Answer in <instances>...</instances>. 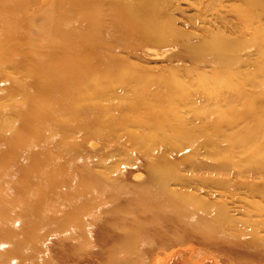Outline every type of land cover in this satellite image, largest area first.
<instances>
[{
	"label": "bare ground",
	"instance_id": "bare-ground-1",
	"mask_svg": "<svg viewBox=\"0 0 264 264\" xmlns=\"http://www.w3.org/2000/svg\"><path fill=\"white\" fill-rule=\"evenodd\" d=\"M36 1L0 0V77L7 80L8 101L2 107L4 112L0 111V200L6 201V211L0 213V264H55L59 257L72 253V249L83 253L95 251L105 257L107 264H138L131 259L139 261L133 253L142 252L140 247H169L184 240L185 233L205 243L228 241H219L208 233V229L231 226L220 203L208 204L192 195L182 198L170 193L172 199L164 195V176L176 172L181 162L155 163L152 166L154 178L151 177L156 182L155 188L126 195L108 187L99 178L83 185L90 176V161L72 150L89 137L86 120L94 123L95 131L100 133L99 124L103 123L107 130L102 132L109 135L125 120L140 123L149 118L156 131L125 135L137 146L146 148L145 151L158 136L160 141L175 148L182 145L195 148L200 144L213 147L214 137L227 135L225 127L241 124V130L233 129L231 135L233 132L236 133L233 137L242 135L239 142L248 149L253 148L250 159L263 162L264 147L257 143L264 133V108L259 104L263 97L248 95L242 109L228 107L220 111L219 108L216 117L208 118L205 126L198 127H186L178 109L179 103L189 98L187 88L192 80L200 96L217 94L219 88H224L235 92L239 98L244 87L253 80L262 90L263 82L256 81L264 72V27L261 24L252 27V24L264 11V0H243L242 5L233 10L239 27L237 36L228 37L220 31L204 28L200 38L188 44L195 60L209 63L211 68L209 72L197 66L185 68L191 81L178 79L170 68L165 82L171 94H175V101L171 94L152 97L147 93L160 75L126 66L111 55L113 49L107 45L105 35H101L102 0H48L41 12L43 24L33 39L23 27L28 23L25 14ZM162 7L165 6L156 0H113L109 36L122 40L132 52L137 46H149V51L163 49L165 54L171 48L170 41L176 31ZM250 27L253 30L247 37L244 30ZM38 39L45 41L43 45L36 44ZM249 43L255 48V61L249 72L253 73L252 80L247 78L249 73L245 68L242 69L248 64L241 51ZM18 45L27 47V56L22 62ZM21 66L29 77L25 83L1 71L4 67ZM113 79L134 91V96L126 102H109ZM261 93L264 96V89ZM12 95L20 98L15 100ZM124 106H128L132 115L116 118L114 111L120 112ZM197 107L204 109L197 110V115L208 114L202 105ZM165 129L172 133L166 136ZM75 131L80 133L79 138L64 140ZM59 151L62 156L55 159ZM57 168L63 173L57 172ZM76 169L82 174H75ZM20 172L26 177L18 176ZM153 179L152 184H155ZM37 185L41 188L29 190ZM66 187L67 192L60 191ZM258 187L250 188L249 192L264 202V188ZM24 189L29 190V197L22 202L19 194L26 192ZM53 197L64 199L62 205L43 206ZM68 206L76 208L71 215L66 214ZM107 209L110 212L103 215ZM198 216L202 218L200 221H197ZM73 217H80L77 218L81 226L79 233L67 226L75 219ZM115 248L122 249L123 256H114Z\"/></svg>",
	"mask_w": 264,
	"mask_h": 264
},
{
	"label": "rangeland",
	"instance_id": "rangeland-1",
	"mask_svg": "<svg viewBox=\"0 0 264 264\" xmlns=\"http://www.w3.org/2000/svg\"><path fill=\"white\" fill-rule=\"evenodd\" d=\"M47 1L48 0H37L29 7L25 14L28 23L23 29H25V32L33 37V39L36 38L38 27L43 24L41 12L45 9ZM112 1L113 0H102L101 7V14L104 19L101 27V35L102 37L105 35L104 38L107 45L113 49L111 50V55L123 62L126 66L131 65V67L135 69L146 71L147 74L152 73L153 75H160L158 82L152 85L147 93L151 94L152 97L156 94L163 95L162 97H164L172 93L169 88L166 87L165 82L171 73V69L174 70L175 77L181 80L185 78L188 81H191L192 77L191 75H186L185 68L197 66L199 69L205 70L206 72L210 71L211 67L209 63L197 62L195 60L192 52L189 51L188 44L198 40L201 34H203L204 28L220 31L228 37L237 36L239 27L234 18L233 10L241 6L243 0H156L162 6H165L162 7V9H164L171 18L172 27L176 31L175 35H173L174 38L172 37L170 41L171 48L168 49L165 54L162 52L163 49H152L149 51V46H137L135 51L132 52L126 48L122 40L110 37L108 34V25L112 14V9L110 8V3H112ZM257 24H261L264 27V11L258 15L252 27ZM252 27L244 30L247 37H249V32ZM44 42L43 39H38L36 44L43 45ZM17 52H19L18 57L21 59V62L24 61L27 56V47L18 45ZM241 56L248 64L243 66L242 69L245 68L246 73L251 72L252 68L250 65L255 61L254 45L249 43L243 48ZM1 71H5L7 75L22 83L29 81V77L22 66L15 68L4 67ZM252 77L253 73L247 75L249 80H252ZM260 80L263 82L262 90L253 80V82L244 87L243 94L241 96L239 95V98L236 97L235 92L224 88H219L217 94H215V92L202 96L197 95L198 88L197 85L194 84L195 80H192L193 82L188 85L191 88L187 86L189 98L183 103H179L180 109H178L181 116L185 119V126H205L208 118L216 117V112L218 115V111L216 110L219 108L220 111L227 110L228 107L242 109L248 95H256L260 98L263 97L259 104L260 106L263 104L262 108H264V96L261 93L264 89V72L260 74L256 82L258 83ZM115 84L117 85L115 86ZM110 87V94L112 95H110L111 99L109 102L111 103L126 102V99H131L135 94V92L131 91L129 88L122 87L115 79L112 80ZM6 89L7 80L5 77H0V111L2 112H4L2 107L8 103ZM12 96L15 100L20 98L19 95ZM171 99L174 101L176 100L174 93L171 94ZM215 104H217V106ZM201 105L205 107L208 114L204 113L201 116L197 115V110H204L197 107ZM114 112L117 115L116 118L123 114L129 117L132 115L129 114L131 110L128 109V106H124L122 111H120L121 113L117 111ZM212 114H214V116ZM8 116L11 119L13 118L12 115ZM203 117L205 118L203 119ZM147 122L149 123L147 124ZM150 122L149 118H145L140 123H133L125 120V122L123 121L118 125L120 127L123 124V127L121 126V128H119L116 126L111 134L104 135L102 131L107 129L104 128L105 125L103 123L99 124L102 126L100 127L102 130L101 133L98 131L97 133L94 123L86 120V129L89 137L82 140L77 148H74L76 150H72L79 152V154L82 155L81 157L84 156L90 161V169L88 170L90 176H88V181L84 182L83 185L92 180L98 181L97 179L99 178L101 182H104L108 187L116 190L119 189V191H123L126 195H130V193L140 192L144 189L155 188L156 182H154L152 171V166L155 163L161 160L181 162L176 172L173 171L168 173L167 176H164L165 178H163L162 182V185H164L166 189V194L164 195H168L169 199H172L170 197L171 195L175 197L178 195L182 198L187 195H192L194 198L208 204L220 203L225 209L231 226L228 225L221 230L208 229V233L212 234L213 237H218L219 241H221V239H229L224 243H205L196 239L192 234L185 233L184 236L180 233L179 235L184 236V240H181V242L171 244L169 247L165 248L155 245L152 247H140L142 252H138L137 254L133 253V257H137L139 261L133 258L131 261H135L138 264H264V202L260 197L253 194L251 195L249 192L250 188L258 187V185L260 188H264V160L262 162L250 159L253 148L248 149L239 142V138L242 135L233 137V134H236L235 132L231 135L232 131L241 130L239 129L241 128V124L234 128L225 127V133L227 135L223 137H214L213 139L215 141L213 140V143L215 146L213 147H206L200 144L195 148L183 145L180 146V148H175L168 142L160 141L158 136L150 146V149L145 151L146 148L140 145L137 146L135 141L125 137V135L129 132L140 135L143 134V132L156 131L152 122ZM143 124L147 125L144 126ZM209 129V131H211L212 127H209ZM171 133L172 130H164L166 136ZM241 133L242 132H240V134ZM79 134L80 133L76 131L72 132L65 137L64 140L79 138ZM257 141L259 145L264 147V133L261 134V138ZM60 152L61 151L54 155L55 159L62 156ZM216 153L218 155H216ZM220 165H222L221 167L223 168H221ZM212 167L215 168L213 169ZM55 170L57 172L62 171L61 173H63L61 168ZM259 171L260 173H258ZM74 173L80 175L82 171L76 169ZM23 174L24 173L20 172L18 176L26 177V174ZM103 177L104 179H102ZM152 179L155 184H152ZM164 179H166V181ZM118 186L121 187L119 188ZM35 187L41 188L37 185L32 186L29 190ZM25 189L24 191H26ZM29 190L19 194V198L22 202L28 199ZM44 191L45 188L43 192ZM60 191L67 192L68 189L66 187L60 189ZM170 193L171 195L169 196ZM10 196H13V194L11 193ZM62 200L64 199L53 197L46 200L43 206L52 205V208H55L62 205ZM5 202L6 201L2 199L0 200V213L6 211ZM68 207L70 208L66 214L69 213L71 215L76 208L73 206ZM258 207L261 208L258 209ZM104 212H102L103 215H106L110 211L107 209ZM84 216L85 215H83V218L86 217ZM198 217L197 221H200L202 218L200 216ZM73 218L75 219L67 224V226L71 231L79 233L81 226L78 223V219L80 217ZM76 250L77 249H72V253H67L63 257H59L55 264L108 263V261L104 259V256L100 257V254L95 253V251L83 253L81 250ZM112 253L118 258L124 254L120 248L113 249Z\"/></svg>",
	"mask_w": 264,
	"mask_h": 264
}]
</instances>
